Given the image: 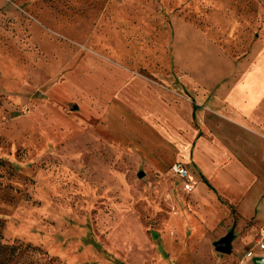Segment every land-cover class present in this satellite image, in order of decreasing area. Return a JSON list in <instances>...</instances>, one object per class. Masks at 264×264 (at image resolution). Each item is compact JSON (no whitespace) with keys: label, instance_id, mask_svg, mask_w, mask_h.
Wrapping results in <instances>:
<instances>
[{"label":"rangeland","instance_id":"rangeland-1","mask_svg":"<svg viewBox=\"0 0 264 264\" xmlns=\"http://www.w3.org/2000/svg\"><path fill=\"white\" fill-rule=\"evenodd\" d=\"M177 27L237 62L264 50V0H0V236L19 246L12 264H226L214 241L195 242L167 154L115 111L133 83L191 99ZM156 122L142 124L161 135ZM161 137L177 160L179 138Z\"/></svg>","mask_w":264,"mask_h":264},{"label":"crops","instance_id":"crops-1","mask_svg":"<svg viewBox=\"0 0 264 264\" xmlns=\"http://www.w3.org/2000/svg\"><path fill=\"white\" fill-rule=\"evenodd\" d=\"M175 38L180 90L191 99L168 98L133 83L116 96L115 111L129 128H144L153 150L167 154L168 173L194 207L202 232L197 245L215 243V228L222 225L218 240L230 230L234 234L225 263L251 264L264 258L251 247L264 226V50L226 63L198 33L177 27ZM142 121H159L162 136L179 138L182 155L175 160L174 148ZM175 162L188 171L185 182L171 175Z\"/></svg>","mask_w":264,"mask_h":264},{"label":"built area","instance_id":"built-area-1","mask_svg":"<svg viewBox=\"0 0 264 264\" xmlns=\"http://www.w3.org/2000/svg\"><path fill=\"white\" fill-rule=\"evenodd\" d=\"M169 171L173 177L183 182H185L188 179V175H189L188 171L186 170L185 166L179 162L173 163L170 166ZM183 188L187 192L191 190V187L188 184H184ZM255 247H257V250L264 252V226H261L258 229V235H257Z\"/></svg>","mask_w":264,"mask_h":264},{"label":"water","instance_id":"water-1","mask_svg":"<svg viewBox=\"0 0 264 264\" xmlns=\"http://www.w3.org/2000/svg\"><path fill=\"white\" fill-rule=\"evenodd\" d=\"M76 106L72 107V110H75ZM139 178H143V172L138 174ZM234 240L233 230H230L224 237L219 239L213 244L214 250L220 255H229L231 254V243ZM252 264H264V258H254Z\"/></svg>","mask_w":264,"mask_h":264},{"label":"trees","instance_id":"trees-1","mask_svg":"<svg viewBox=\"0 0 264 264\" xmlns=\"http://www.w3.org/2000/svg\"><path fill=\"white\" fill-rule=\"evenodd\" d=\"M18 250L19 246L3 244L0 236V264H12Z\"/></svg>","mask_w":264,"mask_h":264}]
</instances>
